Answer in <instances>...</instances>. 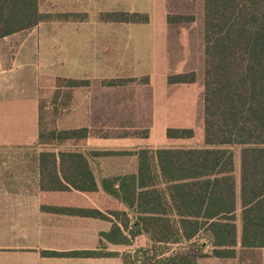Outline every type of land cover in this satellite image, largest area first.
Listing matches in <instances>:
<instances>
[{
    "label": "crops",
    "instance_id": "0c3cea01",
    "mask_svg": "<svg viewBox=\"0 0 264 264\" xmlns=\"http://www.w3.org/2000/svg\"><path fill=\"white\" fill-rule=\"evenodd\" d=\"M189 4V0H38L42 14H84L87 20L41 23L0 40V264H124L120 257L42 255L94 251L100 234L108 233L113 223L41 210L39 156L49 145L37 140L40 132L86 129L85 139L65 141L53 151L84 154L100 187L105 179L137 174L136 153L149 148L112 146L107 139L96 146L92 137L147 129L152 134L162 130L167 138V130H191L197 121L204 132V90L198 99L193 94L195 83H168L170 76L190 72L167 68L164 56L177 41L159 34V25L176 28L193 23H168V15H186L182 9ZM104 13L147 14L149 22L104 23L100 21ZM202 47L204 58V39ZM146 78L148 82H136ZM125 79L135 82L118 87L104 84ZM59 80L88 81L89 86L72 88L58 84ZM51 116L55 128L43 124ZM79 141L85 142L79 146ZM93 152L128 155L94 156ZM141 239L144 249L151 246L141 235L132 246L107 244L106 251L132 254L127 249ZM191 242L168 245L172 248L164 255L134 258L132 264L184 261L170 254L187 250L184 246ZM210 251L203 245L202 255L190 260L239 264L237 259L210 256Z\"/></svg>",
    "mask_w": 264,
    "mask_h": 264
},
{
    "label": "trees",
    "instance_id": "16d2710c",
    "mask_svg": "<svg viewBox=\"0 0 264 264\" xmlns=\"http://www.w3.org/2000/svg\"><path fill=\"white\" fill-rule=\"evenodd\" d=\"M203 18L204 148L139 150L137 174L105 179L100 187L84 154L42 152L41 210L113 223L108 233L100 234L94 251L42 252L43 256L120 257L132 264L134 258L164 255L167 249H158L163 245L201 237L200 252L208 245L210 256L264 264V0H203ZM86 20L84 14H42L38 0H0V40L41 23ZM100 21L146 24L149 16L104 13ZM193 21V16L168 15L170 24ZM195 81V73L168 78L169 84ZM59 82L72 88L89 86L88 81ZM86 137V129L40 132L37 143L59 145ZM167 138L189 140L193 131L169 129ZM234 148L240 149L239 179ZM141 235L151 243L147 249L121 255L106 251L107 244L132 246ZM170 256L184 260L172 264H195L190 258L197 255L183 250Z\"/></svg>",
    "mask_w": 264,
    "mask_h": 264
},
{
    "label": "rangeland",
    "instance_id": "374dc122",
    "mask_svg": "<svg viewBox=\"0 0 264 264\" xmlns=\"http://www.w3.org/2000/svg\"><path fill=\"white\" fill-rule=\"evenodd\" d=\"M190 4L189 7L182 9L186 15L194 16V22L182 27L176 28H169L165 27L164 25H159V34L164 38H167V34L170 35L172 40L177 41L176 44H172L171 42L169 45H174L171 49H169L168 55L164 56V61L168 63L167 68L169 69H178L187 72H193L196 75V81L194 82L193 87V94L194 96H198L200 99V91L201 95L204 90V58H203V32H204V18H203V0H189ZM179 40V41H178ZM173 42V41H172ZM173 74V73H172ZM189 74V73H188ZM166 75H169L166 73ZM149 79H142L136 80V82H148ZM63 82H58V84L62 85ZM202 89V90H201ZM50 112H52V107L48 106ZM49 115V114H47ZM54 120V121H53ZM55 118L51 116L47 118V121L43 124L49 125L52 123V126L55 128ZM194 127H192L193 131V138L190 140H171L167 139L166 136L164 137L162 130H156L153 132L150 130H142L138 132H111L104 135H113L117 133V136H101L100 137H92L91 140L95 142L96 146L100 145V139H107L111 140V145H127L133 148L137 147H144L149 148L152 150L157 149H202L204 148V132L200 121L192 122ZM85 141L76 142L79 146L82 145ZM68 143V142H66ZM71 144V143H70ZM94 144V143H93ZM47 150L51 151L54 150V143L48 144ZM65 146L67 144H64ZM234 159H235V176L239 179V167H240V149L234 148ZM201 237L197 238L196 240L192 241L191 243L185 244L184 247L187 250L191 251L195 255H200L199 246L203 244L201 241ZM149 245H147L148 247ZM145 243L144 240H139L135 247L131 249H127V252H131L134 254L135 251L139 249H144ZM161 250H168L172 247L161 246L158 249Z\"/></svg>",
    "mask_w": 264,
    "mask_h": 264
}]
</instances>
